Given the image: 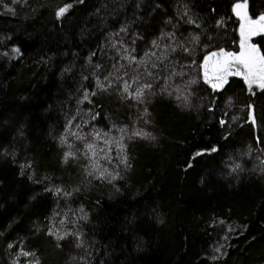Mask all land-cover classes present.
<instances>
[{
    "label": "trees",
    "instance_id": "trees-1",
    "mask_svg": "<svg viewBox=\"0 0 264 264\" xmlns=\"http://www.w3.org/2000/svg\"><path fill=\"white\" fill-rule=\"evenodd\" d=\"M99 1L111 16L100 15L106 9L99 18L93 16L91 10ZM126 1L19 0L13 4L0 0V8H15L13 16L0 15V183L4 188L15 186L22 178L17 173L22 157L32 154L38 157L39 168L50 165L51 177L62 179L74 193L46 211L45 204L54 203V195L43 192L37 181L29 184L23 179L17 188L40 199L23 207L22 203L10 206L8 197L0 199V242L8 244L5 227L16 219L20 222L14 231L16 240H26L43 264H264V167L263 172L253 170L255 161L264 163V91L253 96L240 79H232L208 96L209 90L202 95L206 85L200 82L188 90L190 104L183 106L181 92L173 98L163 84V79L172 80L173 69L201 62L202 47L232 41L235 31L223 20L228 0H136L141 3V20L131 56L139 62L146 52L156 55L145 57L140 65L147 75L152 73L148 76L153 83L145 105L133 107L132 128L127 140H122L127 158L120 163L123 170L113 154L110 163L99 158L101 172L107 169L102 179L99 170L76 160L77 166L62 167L60 152L50 142L49 126L52 134L64 118L58 117L57 110L54 119L51 109L75 83L85 87L83 78L88 76L82 69L88 73L101 69V74L112 67L114 60L107 51L114 39L108 40V35L120 22L126 24L125 15H135L134 4ZM65 5L70 7L58 19L55 12ZM250 8L264 11V0H251ZM261 36L251 41L264 55ZM153 40L163 46L154 47ZM13 43L21 55L9 59L11 63L2 52ZM177 45L180 48L172 51ZM93 99L92 122L98 128L106 129L109 117L125 122L128 114L118 102H128V96L99 91ZM67 103L78 109L72 100ZM250 108L254 123L248 117ZM80 113L84 114L80 122L68 119L63 130L71 132L82 125L89 131V114ZM133 132L146 135L133 136ZM108 172L119 179L116 190L101 183ZM78 218L82 222L75 226L82 238L69 240L72 254L68 245L50 253L48 247L56 248L58 243L54 246L44 238L47 222L59 225L64 219ZM214 218L236 219L237 225L222 236L228 238L221 240V250L211 259L206 250L212 249L214 234L225 229L210 226ZM0 264H10L1 246Z\"/></svg>",
    "mask_w": 264,
    "mask_h": 264
},
{
    "label": "rangeland",
    "instance_id": "rangeland-1",
    "mask_svg": "<svg viewBox=\"0 0 264 264\" xmlns=\"http://www.w3.org/2000/svg\"><path fill=\"white\" fill-rule=\"evenodd\" d=\"M229 1V8L228 12H230L231 20L230 17L227 13V11L224 14L223 20L226 23H229L233 30L235 31V36L232 39V41L224 42L222 45H219L217 47H212L206 49V53H202L201 57L202 60L199 63L194 64V66H182L180 69H173L172 73L173 78L171 81L163 79V84L164 87L172 94L173 98L176 96L175 92H181V102L180 104L183 106H189L190 101V94H188V90L195 85V83H200L203 82L206 87L203 89V94H205L208 90V96H212L215 92H219L222 90V88L232 79H240L244 86L246 87L245 89L249 90L248 92L250 94H255L256 92H262L264 89H262L259 86V80L257 82L251 83V90L249 87V82L245 80V73L241 71L240 65H237L234 62V57H227L224 55H218V56H212L211 53H220L221 50H223L225 53H234L237 56L241 53V43L242 41L244 42V52L245 53H251L255 57H264L262 50L260 49L259 45L257 46L255 42L251 41L252 37H255L257 35H262L261 38H263L264 35V29L260 28L259 25H250L249 24V19L255 20L257 19L261 14H264V11L261 10H256V9H251L250 8V1L251 0H246V7H241L239 9H236L235 6L238 3H244L242 0H228ZM133 3V10H135V15L133 18H129L128 16L125 15V25L126 27H122L123 23H119L118 26L116 27L114 33H109L108 35V40L114 39L117 40V36L120 35V40L114 42L110 47L108 48V53L114 60V63L112 67L101 74H99L102 70L97 69L98 72L95 70L92 73H88V69H82V72H85L87 74V78H83L84 83H86L85 87L83 89L79 88V85L77 83L74 84V87L71 92H63L60 96V98L55 102L53 105L52 109V115L54 119L56 118V113L57 110H59L58 117L62 116L64 118L63 124L61 127L56 125L52 129V134H51V124L49 126L50 128V142L51 140L55 144L57 150L60 152V158L62 162V167H66L67 163H71L74 166L76 165L75 160L80 163L83 167L85 166L88 169H93L91 167L93 161H100V157L104 155V152L100 151V149H104L105 151L108 152V155H112V158H116L119 163L118 167H120L121 163V158L125 157V150H124V155L123 151L120 150L119 146L115 142H119V144H122V140L124 138H128L129 134V128H132V110L135 104H140V105H145V98L148 94V90L146 89L144 92V96L141 97L140 100L133 99L131 97V93L135 90L137 86H142L146 81L153 83V79L149 77L144 69V66H140L142 63L139 62H133L130 63L128 59H124L123 57L125 56H131L132 51L136 50L134 46L135 40L138 38V30H137V24L141 20V14H140V5L141 3H138L136 0H130L126 1V4ZM13 11L9 12L4 10L2 7L0 8V15L2 13H9L11 16L14 15L15 8H12ZM102 9H106V5L103 3V1L97 2L93 9L91 10V13L93 16L99 18V13H101ZM123 12V9L121 10ZM237 12L240 13V15H237ZM113 14L112 12L109 13L107 12L105 14H100L103 18H106L107 16H111ZM241 16H245V19L242 21ZM244 24V35H241V24ZM250 27H255V32L250 31ZM123 29V31H121ZM134 31L136 32L137 36L135 35ZM136 36V38H135ZM150 44V43H149ZM159 46H163V42L159 41L158 42ZM169 44L167 43L166 46ZM16 44H11L9 46V49H5L2 54L3 56H6L7 60L12 63L9 59H15L21 55V49L19 51H14L16 48ZM180 48L179 45L174 47L172 51L177 50ZM253 48L255 51L253 52ZM127 49V51H125ZM153 52V51H152ZM19 53V54H18ZM144 55V54H143ZM209 56V60L207 63V73L208 77L211 80V83H206L205 82V69L201 67L202 64H204V57ZM140 58H145V57H140ZM232 61V66L230 68V71L233 73L239 72L240 74L235 75H226L225 80L226 82H220L217 80V68L220 64H223L224 61ZM193 65V64H192ZM191 67V74L188 76V70ZM78 72V71H74ZM99 74V75H98ZM97 75V76H96ZM96 76V77H95ZM95 77V78H94ZM181 77H184L180 83H177L178 79ZM94 78V79H93ZM87 79H91V83L86 81ZM97 81L100 82L104 87H98ZM127 81L130 85L131 88L129 89L128 93H124L123 91V85L124 82ZM213 83H217L218 87L214 90L212 87ZM91 84L93 86H91ZM99 91H104V92H110L114 95L117 96H128L130 100L126 103L118 102L120 106L125 108V111L127 112L128 116L126 117L125 115V122H120L123 119L119 120H114L113 118L109 117V122H107V128L106 129H100L97 126V123L92 122L93 118V109H91V106L96 103V100L93 99V96H96ZM252 91V92H251ZM95 93V95H93ZM87 95L88 99H85V96ZM155 95V94H153ZM202 95L200 96L199 100L201 99ZM254 96V95H253ZM66 97H69L66 99ZM72 100V105L74 103L77 104L78 109H74V107L71 106V104H66L67 101ZM197 106L199 107L200 105L197 103ZM146 111L148 112L149 106L144 107ZM63 110V113L61 112ZM80 110L86 111L85 114H89V121L92 124V128L88 130L84 129L82 125L81 127H76L75 130L69 132L63 130V126L66 123L68 119H74L76 121L80 122V117L84 115L83 113H80ZM249 119L252 121L254 120V114L252 108H250V111L248 113ZM120 129H125V132H121ZM99 132L100 133V139L96 140L95 139V133ZM75 133V135H73ZM105 133H107V137H105ZM77 137H83V139H78ZM63 139V142H62ZM108 139L110 141L109 145H106L104 143V140ZM86 143H93L95 145V151L97 152V155L95 157H92L91 151L87 150L85 148ZM124 144V143H123ZM47 147L51 148V145L48 144ZM110 149V150H109ZM66 152L73 153L72 156H70L67 161L64 159V154ZM87 153V155H85ZM22 158L23 161L19 164L20 169L17 171L18 175L21 178V180H16L15 186H10L7 185L6 188L3 187V185L0 183V199L7 198L9 199L10 206H18L22 203V207L26 205V202H31L33 199H38L39 197H36V194L34 192H25L19 190L17 187H21V183L23 179H26L27 183L32 184L33 182H38L40 189L44 192V190L52 193L55 197V202L52 203L51 205L45 204V209L46 211L52 210L55 207H58L64 199H71L74 195L73 191H71L70 185L67 186L66 183L62 179H53L51 177V172L52 168L48 164H44L41 168H39V162H38V157L33 158L32 154H27L23 156ZM100 165V163H98ZM102 166L97 168L101 172ZM263 167L264 163L261 160H257L253 164V170L255 172H263ZM121 168V167H120ZM123 170V168H121ZM71 174V173H70ZM225 178L228 179L229 175L226 172ZM45 176L42 178V181H40L37 177L38 176ZM70 176V175H69ZM115 176V179H112V177ZM118 176H120V170L118 171ZM223 176V177H224ZM221 177V175H220ZM119 181L117 175L111 174L108 172L107 179L102 181L101 183H104L106 185H112L114 186V189L116 190L115 186L117 185V182ZM71 184V182H70ZM59 188L61 189L60 192H57L56 189ZM23 197V198H22ZM40 199V198H39ZM8 203V204H9ZM18 203V204H17ZM82 212L85 211V208H81ZM70 213L67 212L66 214H63L61 216H67ZM82 222L81 218L72 220V219H64L62 222L58 224L56 223H49L47 222L45 226L44 232H46V235L44 236L45 239L49 240V231L53 233V237L56 239L58 245L56 248L48 247V250L50 253L54 252H61L65 249V247L68 245L69 240L74 238L75 240H80L82 238V232L78 230V228L75 226L76 223ZM214 224H219L221 227L225 228L224 232L222 231H217L214 234V244L212 249L208 248L206 250V255L211 254V259H213L214 255H216L222 247L221 244V238L224 234H227L231 232L235 226L237 225V220L232 219L230 221L221 219V218H214L213 221L210 222V226L214 227ZM73 227L70 229V227ZM109 228V227H107ZM2 235V234H1ZM61 236L63 239H57L56 237ZM9 244H2L0 242V246L2 248V252L5 255V257L8 258L10 264H13V260L16 259V254L19 251H16L13 247L9 248ZM72 247L74 251V246L73 244L68 245V250H69V255L72 254ZM219 249V251H217ZM33 251L35 249L33 248ZM30 260L26 262V264H29ZM77 262V261H75ZM17 264H23L22 257H19V260ZM78 264H80L78 262Z\"/></svg>",
    "mask_w": 264,
    "mask_h": 264
},
{
    "label": "snow or ice",
    "instance_id": "snow-or-ice-1",
    "mask_svg": "<svg viewBox=\"0 0 264 264\" xmlns=\"http://www.w3.org/2000/svg\"><path fill=\"white\" fill-rule=\"evenodd\" d=\"M19 0H12V3L15 4V3H18ZM70 7V5H65L63 7H60L56 12H55V15L56 17L59 19L60 17H62L67 11H68V8ZM241 7H246V0H244V3H238L236 4L235 8L236 9H239ZM7 11L11 12L13 11V9L11 8H7ZM237 15H240L239 12H237ZM245 19V16H241V20L243 21ZM192 21L189 20V23H191ZM249 24L250 25H259L260 28L264 29V14H261L257 19L255 20H251L249 19ZM244 24L242 23L241 24V35L243 36L244 35ZM250 31L252 32H255V27H250L249 29ZM121 31H123V29H121ZM171 35V34H169ZM152 44L154 47H158L159 44H158V41L157 40H153L152 41ZM241 53L237 56L236 54L234 53H225L223 50H221L220 53H211L212 56H218V55H224V56H227V57H234V62L237 64V65H240L242 66L241 67V71L245 73V80L247 82H249V87H250V90H251V83L253 82H257V80H259V86L264 89V57H255L253 56L251 53H245L244 52V42L242 41L241 43ZM174 50V49H173ZM14 51H18L17 49H14ZM127 51V49L125 50ZM255 51V49L253 48V52ZM145 57H150V56H154L156 55L154 52H146L145 54ZM124 59H128L130 63H133V62H136V58L135 57H132V56H125L123 57ZM158 59H160L158 57ZM208 60H209V56H205L204 57V64L201 65V67H203L205 69V82L206 83H211V80L209 79L208 77V73H207V63H208ZM145 59L144 58H141V60L139 61V63H145ZM162 62V60H161ZM232 66V61H224L223 64H220L217 68V72H218V75H217V80L220 81V82H226L225 80V76L226 75H232V74H235V75H238L240 74L239 72H236V73H233L230 71V68ZM152 67L155 68L157 67V65L155 63L152 64ZM174 74V73H172ZM148 75H152V73H148ZM97 85L98 87H101L103 88L104 86L102 84H100L99 81H97ZM212 87L213 89L215 90L217 87H218V84L217 83H213L212 84ZM131 88V85L125 81L124 82V85H123V91L124 93H128L129 92V89ZM152 88V83L151 82H148L146 81L142 86H137L135 88V90L130 94L131 97L133 99H137V100H140L141 97L144 96V92L146 89H151ZM93 95H95V93H93ZM85 99L87 100L88 97L87 95L85 96ZM95 117H93L94 119ZM254 123V120L252 121ZM222 125L225 123L223 120H221L220 122ZM69 124L71 125V121H69ZM78 127V126H77ZM121 132H125L126 130L125 129H120ZM73 135H75V133H73ZM105 137H107V133L104 134ZM133 136H140V135H146V134H143V133H140V132H133L132 133ZM78 139H83V137H77ZM95 139L96 140H99L100 139V133L97 132L95 133ZM62 142H63V139H62ZM104 143L106 145H109L110 144V141L108 139H105L104 140ZM118 144L119 148L121 151H123V145L122 144H119V142H115ZM85 148L89 151H91V155L92 157H95L97 155V152L94 150L95 149V145L93 143H86L85 144ZM110 150V149H109ZM216 149L213 148L212 151H215ZM100 151L104 152V155L100 157V159H104V160H107L109 163L111 162V157L108 155V152L105 151L104 149H100ZM73 153H70V152H66L64 154V159L65 161H67V159L72 156ZM85 155H87V153H85ZM196 155H201V153H196ZM126 157L122 158L121 159V163H125L126 162ZM91 167L95 170L97 169L98 167H100V165L98 164V162L96 161H93ZM107 172V169L105 168L104 171L100 172L99 174V177L98 178H104L105 177V173ZM89 175H92V172H89L88 173ZM116 177L113 176L112 179H115ZM57 192H60L61 189L57 188L56 189ZM49 235H53V233L51 231H49L48 233ZM58 240L59 239H63V237L61 236H58L56 237ZM9 248H12L13 245L12 244H9L8 245ZM217 251H219V249H217ZM20 256H23V257H29V256H35V253L34 252H27V251H24L23 249H21L17 254H16V259L13 260V264H17L18 260H19V257ZM213 259H215V257H213ZM29 264H32V262H29ZM35 264H39V261L37 260L35 262Z\"/></svg>",
    "mask_w": 264,
    "mask_h": 264
},
{
    "label": "bare ground",
    "instance_id": "bare-ground-1",
    "mask_svg": "<svg viewBox=\"0 0 264 264\" xmlns=\"http://www.w3.org/2000/svg\"><path fill=\"white\" fill-rule=\"evenodd\" d=\"M122 27H126V25L123 24ZM119 40H120V35H118L117 40H113L111 43H114V42L119 41ZM202 49L204 50V53H206V49H204V47H202ZM1 221H2V218H0V222ZM19 225H20V222L15 219L9 226L5 227V234L8 236L7 243L8 244L12 243V245L16 251H20L21 249H23L24 251L35 253V256H29V257L21 256L23 264H26V262L29 260H30V262H32V264H35V262L37 260L39 261V264H43V258L40 256L39 252L37 250L33 251L32 247L29 245V243L26 240H24V239L16 240V237L14 236V231L18 228ZM43 235H46V232ZM49 238H50V242L54 246H56V244H57L56 239L52 235H49Z\"/></svg>",
    "mask_w": 264,
    "mask_h": 264
},
{
    "label": "flooded vegetation",
    "instance_id": "flooded-vegetation-1",
    "mask_svg": "<svg viewBox=\"0 0 264 264\" xmlns=\"http://www.w3.org/2000/svg\"><path fill=\"white\" fill-rule=\"evenodd\" d=\"M221 240H223V239L221 238Z\"/></svg>",
    "mask_w": 264,
    "mask_h": 264
}]
</instances>
